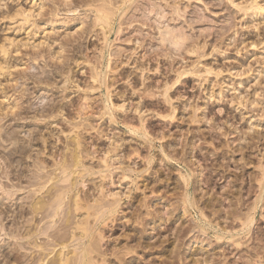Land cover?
Returning <instances> with one entry per match:
<instances>
[{
	"label": "rangeland",
	"instance_id": "374dc122",
	"mask_svg": "<svg viewBox=\"0 0 264 264\" xmlns=\"http://www.w3.org/2000/svg\"><path fill=\"white\" fill-rule=\"evenodd\" d=\"M49 1H51L50 2L51 8L55 9L53 7L54 0H49ZM55 1L56 2L59 1L58 2L59 4L63 2L61 3L63 4L61 7L62 10H60L58 13H56L55 11H54L55 13L51 12L52 14H49V12L47 14V12L45 11L46 13H44V15L45 14L47 15L44 17L45 19H43L42 18L43 15H40L38 13L40 12L39 7L41 5L40 3L41 1L39 0H0V66L3 67L0 68L2 70L5 68V70H3L4 74L2 73V76L0 75V226H1L0 227V264H21V263L24 264V262L25 264H34V260L36 258L41 259L40 257L42 255L41 252H43L44 250H45L44 251L45 254L43 252V256H42L43 259H41L40 262L41 264H56V263L61 264L62 263L60 262L61 261L60 259H62L61 257L63 258L67 257V260L64 259L65 261L62 259L64 264H73V263L79 264L84 260V259L81 260L82 259L81 249L83 248L85 241H86L87 249L89 248V250L91 249L96 251V252L92 251L93 253L91 255L89 253L90 257H92L91 260L95 259L94 262L93 261H92L93 263L90 262L88 260L90 259V257L88 256L87 259L88 261L86 262V264H90V263L96 264L95 262L97 261H98L97 263L100 264H194L190 257H189L190 259L182 258V257H185L186 253H188L189 255L195 250H197L195 254V258L196 257L199 259L202 258L201 260L205 259L204 264L206 263L207 264L208 263L209 264L212 263L213 264H246L247 263L246 261L250 260V258L253 260H257L258 257L260 256H263L264 258V218L262 217V215H264V202L263 204L261 203L260 205L261 207L257 212L258 223L256 225L257 221L255 222L254 224L255 226H253L255 228H253V230L251 231L250 236L248 237L245 236L246 233L244 234L243 232L244 236L240 235L235 237L236 239H239V237L242 236L241 238L247 243L245 244L246 248L244 246V248L237 249L235 245L232 246V243H230L229 241L230 239L228 238L230 235L228 234L224 236L223 239L224 242L217 240L216 237L213 236L214 232H216L215 230L214 231L209 230L207 234L203 235V232L198 229L197 227L198 225L196 222L198 221V218L199 219L202 218L200 211L202 210L203 212H205L207 219L210 220L212 224L213 222L214 223L217 222L220 225V226L218 225L220 229L224 228L222 230L237 233L241 231L243 227L241 226V222H240L241 220L237 221V218L235 217L236 218L235 219L234 216H237V214H239L240 216H242V214L246 215L249 212V210H247L248 206L253 205L252 203L255 201L256 196L259 193L258 191L259 187L258 186L256 187L257 184L255 183V181H253L255 177L252 179L251 176L253 175L255 176L256 174H258L259 170L257 166L258 163L260 162V159L262 158V155H264L263 143L254 145L253 146L254 149L251 151L249 150L247 151L246 149H244L243 150L244 153L242 154L241 152L236 151L240 149L239 144L241 143L238 139H236L238 138V133L237 134L235 133L233 135L230 134L231 135L230 137L229 136L223 137V135H221L220 132H223V130L226 129L233 132V129L235 127H239L240 131L241 130L247 131L250 124L255 123L256 124L255 127L257 126V124L260 125V127L256 129H258L261 134H264V83L260 87L258 86V81L260 80L262 71L264 69V10L252 16L244 14L246 9L249 12H252L254 11L251 10L252 8L255 7L264 8V0H235V4H231L230 1L228 0H183V5H184L183 7H186L187 12H197L209 17V20H203L205 21L204 24L201 25L195 24L194 28L191 31L193 32V34L197 35L196 38H200L202 45L204 44V41L202 40V36L204 37V39H206V42L208 43V46L206 47V52L208 53V55L202 59V63L198 66L199 70L201 71L199 76L203 75L204 78L199 76L198 77L188 76L186 80L187 84L181 85L182 84L181 82H183L181 81L178 85L175 86V89L178 88V90L175 92L174 91L171 92L173 95V102L175 107V111H174L175 115H173L174 119L169 117L170 114L172 115V112L168 107V105L165 106V103L162 100L163 89L156 88V85L163 87L166 81H174L175 79V73H168L167 75H164L162 72L160 73L159 71L156 70L157 65L159 70L162 68H166V69L168 68L169 61L166 58L159 57L158 58L159 63L158 61L154 62L152 66L153 69L146 75L147 79H143L144 77L141 78V76L139 77L138 74L132 75V77L130 76L129 78V76L127 75L132 74L134 72L133 71L134 69H132V67H128L125 65L119 67L118 70V73H120L119 75L122 76L123 81L121 80V76H116L117 79L118 77H120L119 78L120 82H119L117 79H114L115 77L113 78L110 76L111 78H109L108 75L107 77L108 80L106 79L107 85H109V83L110 84L111 83L114 84V82L116 83L114 84V86L112 85V87H110L109 85L111 95L114 94L113 104L116 106L117 104L121 106L123 103L128 105L129 102L130 103L132 102V104L135 103L136 105L137 103H139L141 94L142 95L146 94L147 97V93L149 91L145 93L143 89L144 86H142L141 83L144 80L146 81L147 86L152 85V89L157 91V93H155L157 100L155 98L152 101L150 100V98L148 99H146V97H144L145 99L141 98V100L144 102L143 118L145 117V124L146 126H148L150 132L149 137L153 140V143L155 145L152 151H149L148 147L146 148V144L145 142H143L145 138L135 133L137 132V129L139 130L141 128V126H140V122H138L139 118L137 117L138 114L136 115L137 112L135 111L136 108H134V106L131 107L130 105V108L132 109L128 108L127 109L128 111H125L126 109L123 110L125 111V113L123 111H118V112L117 110L116 112L113 111V114L115 113L114 114L115 116L114 115L113 116L116 119H114L113 116L112 118H110L109 114L106 115L107 117L104 115L105 114L104 111L106 108L105 96H106V92L108 91L106 89L107 86L98 88L100 84L97 85V83H94L93 80H91L90 65L88 64L86 65L85 61H84V65L82 64L83 60H85V58L87 57L88 59L90 57L89 60H94L97 53H99V51H97V47L101 48L102 46H105L104 41L102 39L103 36L102 35H101L102 37L97 36L102 32L99 33V31L96 30L95 31L96 33L95 32L91 33L89 34V36L84 35V38L80 39L76 32L79 28L77 26L78 24L72 25L71 33L75 35L73 38H71V40L72 41L74 40L73 41L74 45L76 46L81 44L84 45L83 47H87L88 49L84 51L82 56L77 54L78 55L76 56L77 58L75 57V59L73 60L74 63L71 61H70L71 63L70 62L68 63L69 65L71 64V68H72L71 69L72 71L70 70V72L68 70L69 69L68 66H67L68 69L63 67H62L63 69H61V66H64L63 63L55 60H51V58L47 56V53L45 51L47 50V47L45 49V47L41 45L42 47L40 48V50L38 48H37L38 50L37 49L32 50V45H33L32 43L40 44L41 41L45 42V40L47 44L44 46H47L49 44L52 45L53 42L55 41L54 42L55 46L53 47L59 50V48L65 44V41H68L69 40L68 38H70L68 37L67 26L65 27L64 22L65 21L68 22L71 17H83L85 16L84 13L87 12H88L87 14L92 13L89 11L86 12V10H88L87 8L80 7L81 0H69L76 2V4L80 5L77 8V11L74 13L67 11L70 7L69 6L65 7L64 4H66V2H64V0H55ZM37 10L39 11L37 12ZM29 13L32 15H30ZM16 14L19 15L17 16ZM24 15L32 16L29 18L28 22L32 25L33 23L31 22L38 21L39 26L45 28L46 32L45 31L42 32L39 30V33L35 34L36 32L34 31L36 29L34 30L35 28L34 24L32 26L29 25L28 22L27 23L29 26L28 25L26 26L27 23L21 24L22 22L24 23V21L23 19L20 18H24L25 17ZM226 17L227 18L232 17L233 25L229 32L221 36L216 32V30L218 31L219 29L222 28V25L224 26V19H226ZM50 24L56 25L57 26L56 29H54L55 27H52ZM205 25L214 26V30L211 31L212 35L210 37H207L206 33H203L202 36L200 37L201 30L204 29ZM22 27L25 28L22 29ZM28 27H30V29ZM144 31L145 33L150 32V30H148L146 27H144ZM45 38H51V39H48L47 41V39ZM77 38L78 41L75 40ZM225 38H228V40L223 43V40ZM11 40H12V45H11ZM29 40L31 42L32 41L34 42L30 43ZM113 40L116 41L115 38ZM26 41L29 42L27 43ZM258 41H262V44H260L259 46L257 44ZM116 43L118 44L119 42L116 41ZM250 43H256V44L249 45ZM5 44L9 47H7ZM117 44L114 43V46H116ZM132 45L133 43H130L129 47H131ZM16 46H18L20 49L16 48ZM135 47H137V45ZM156 47L157 46H154V48ZM5 49L6 51H4L5 52L4 53L3 50ZM34 51L37 52L38 54H41L39 57H37V60L34 59V57H36L35 55H33ZM140 51L141 49H139V52ZM150 52H152V48ZM150 52H148V54H151ZM212 52L213 54H210ZM144 54L145 52H143L142 55ZM64 55L67 58L70 55H71L70 57L75 56V55L73 56V53L71 54V52H65ZM184 56H186V60H183ZM195 58L196 55L188 54L186 50L173 53V59H175L176 62H178L177 64H175L176 69L183 70V68L187 66V64H189L190 62H193ZM223 65L227 67L228 70L230 69V71H225L218 78L215 77L214 72L212 74H206L203 71L208 67H212L214 71H223L225 70V68H223ZM8 67H11V69L10 68L8 69ZM55 68L57 70H54ZM64 69L65 71L67 69V71L65 72ZM61 71L63 72L62 75L59 74L61 73ZM1 72L2 71L0 70V74ZM41 74L44 75V77L41 76ZM46 76L50 77V80L47 81L49 84H46L47 82L34 83L35 79L37 80L39 78L38 80L41 79L43 80ZM125 77L126 78L128 77L129 80L126 79ZM138 77L141 80L138 79ZM112 79H114V82ZM240 81L242 82V84L239 83ZM92 83H94L96 86ZM236 83L239 86H236L235 85ZM91 85L93 86V88H91ZM132 85H134L135 87ZM235 87H238V89H236ZM131 88L132 89L135 88L134 91L131 90ZM205 88H207L206 91ZM220 88L223 90L224 96L220 95V91H222L220 90ZM136 90H138V92ZM212 90H214L215 94L217 93V99L209 100L208 97L211 96ZM132 92L138 94L136 95L133 94ZM118 96L120 97L118 98ZM157 96L158 97L161 96V98H158ZM86 98H87L86 100L87 102L85 101ZM249 98L251 99V101L261 102V105L259 106L256 104L249 105V103L246 105V102L242 105L237 104V101L241 102L242 99H244V101H247L249 100ZM147 102L148 103L150 102L151 104L150 103L148 104ZM152 102L155 103L156 109L154 108V103ZM158 102L160 105L156 104ZM63 103L64 104L66 103L65 106ZM206 103L208 105H205ZM83 104L85 105L83 106ZM51 106L52 107L55 106L56 109H55V114L50 113L51 114L50 115L46 111H50L52 109ZM78 106H80L81 109L85 108L84 110H86V111L84 110L82 111L81 116L79 115L80 109H78L79 108ZM97 106L99 108L101 106L103 107L99 109ZM88 107L90 108L89 110L87 109ZM150 107H152L153 109H150ZM20 108L21 110H19ZM29 108L30 109L32 108L31 111ZM47 113L49 114V116ZM39 117L42 121L39 119ZM81 117L85 120H82ZM92 117L95 119H93ZM110 120L114 122H110ZM228 120H229L228 122L229 124H225L227 123ZM84 122L85 125L82 126L81 124H83ZM75 123L76 124L78 123L79 129L76 128L77 125ZM110 124H112V126ZM92 126L95 128V131ZM91 127L93 128L92 131H91L92 129ZM132 128L136 131L131 132V130H133ZM98 129L100 131H98ZM113 131H115V134ZM100 132H102L103 135ZM132 133L133 134L135 133V136ZM105 136L107 137L104 139ZM115 137L117 138L119 137V138L117 139ZM136 137L138 138V140L136 139ZM77 138L81 140L82 145H79L80 143L78 142H80V140L77 142L78 140ZM114 138L117 140V141L115 140L116 144H118L117 142L119 141L121 142L119 144L122 146L125 140L127 144L125 143L126 145H123L124 147L122 146L123 148H121L122 150L119 151L120 153L119 152L116 153L119 155L116 154L114 155L113 160H116L117 157L119 156L117 160L119 159L122 160L121 161L122 163L121 162L119 163L120 165L122 164L123 168L127 166V170L130 171L128 169L130 167L132 171L133 169H135L136 171L139 172V174L138 172H136L137 173L136 175V173L135 172L133 173L132 171H130V173L132 172L133 174H130L129 172L126 173L124 172V176L126 174L129 178V179L127 178L124 179L121 176L123 175L122 173L123 171L122 172L120 170L117 171L119 164L116 162L118 161L115 162L116 165L114 162H112V164L114 163L113 166L114 167L116 166L117 169L112 167L110 168L109 172H105L106 168L105 166H103L104 163H101L100 160L103 162L102 159L104 158L105 155L103 154V151L104 153H106L107 151H109L107 149H111L110 148L111 146L113 147ZM122 138L124 141L122 140ZM130 144L131 146H133L132 148L133 150H131V152H130L131 149ZM136 144L138 146H135ZM77 145L80 146V149H82V151H83L82 146H84L85 147L84 150L86 149L88 153L86 155L84 154V156L81 155L82 156L81 157L79 153L82 154V151L78 149V147L76 148ZM227 145H229L230 147L227 148ZM245 145L246 144L243 143L244 147ZM75 148L77 150L76 153H78L81 158H79L78 154H76L77 157L79 159L84 160L83 163H85V166L91 169V172H89V169L85 167L81 162L82 160L79 161V164L81 162L80 166L81 167L83 166L82 167L83 169L85 167L84 170L86 172H83V174L85 175L87 172L88 174L90 173V175L86 174L84 178H80L82 176L79 177L77 176L79 174L78 172H81L80 174H82L83 169L77 167L79 169L78 170L76 168L77 164L75 159L78 160V158H76L75 155L74 156L75 159H74L73 155L75 153H72L75 150ZM92 148L94 149L96 148L97 152H99L100 150L101 151L99 153L95 151L96 155L93 152V156L95 155L93 157L91 154L92 151H94V149L92 150ZM135 148L137 149L140 148V155H135L134 152ZM89 149L91 151H89ZM232 149L236 151V153L233 155L231 154V152L233 151ZM123 151H125L126 154L125 152L123 153ZM164 153H167V155H169L170 160H168L167 157H163ZM88 154H90L89 155L90 159L88 158L87 160ZM101 154L102 156H100ZM128 155L129 157L130 156L131 157L130 158L127 157ZM247 155H251V157L254 160L253 164H250L248 162ZM67 156H68V161L66 160ZM98 157H99V161H98ZM100 157L103 158L100 159ZM150 157H152L153 161L152 164L148 165L149 163L147 159ZM74 160H75V164L73 163ZM60 161L62 165L64 164L66 165V169L68 168L69 170V168L71 167V170L78 171L77 175L72 174V176L71 175L69 176L70 174L69 172H67L68 174L67 173L62 174L59 169V167L61 168ZM262 161L264 162V159H262ZM54 162L58 164L56 165V163ZM69 162H71V164ZM72 163L76 166L72 165ZM69 164L75 168H73L72 166L68 167ZM100 164H102L104 168ZM99 165L102 167L101 169H99L100 168ZM57 166L59 167L57 168ZM52 167H54L55 172L54 170L51 171V169H53ZM64 167L65 166L61 168L63 172L64 170H66ZM55 168H57L58 171ZM86 168L88 171L86 170ZM197 168L200 170H198ZM113 169L115 171H113ZM92 170H95V172ZM98 170L101 171V174L103 171L104 174L109 173L108 177H110L111 175L115 176V174L117 173L116 174L117 177L113 176L112 180L110 177V179H108L109 180L108 182V180L106 181L102 179L103 177H105L104 174L102 176H99L100 173H98L99 172ZM189 170H191L190 172L192 173V176L194 175L192 177V180H194L195 183L194 186L196 187L195 188L196 199L200 210L196 209L194 214L188 213L185 215V208L182 205L183 204L182 202H184V200L182 201L181 198L184 199L183 195L185 196L187 190H185L186 188H184V184L181 181L182 179L181 177L182 175H185ZM199 171H202L200 177L198 175V173H200ZM96 172L98 175L96 174L97 175L96 176L94 174L93 176V173ZM111 172L113 174H111ZM128 174H130L131 178L129 177ZM44 175L46 176V178L44 177ZM37 176L39 177L38 180H37ZM42 176L43 178H41ZM118 176L121 178H119ZM47 177L49 178L53 177V178L49 180V178ZM108 177H106V179ZM54 178H56V180H54ZM64 178L66 180H64ZM122 178L125 181L124 180L121 181ZM33 179H36L37 181ZM43 179L45 180L48 179L49 181L47 180L45 182ZM119 179L122 182V184L120 183ZM130 179L132 180L136 179V181L131 182L132 180ZM58 181L60 182V184ZM72 181L74 182L72 183ZM113 181L116 183L113 186H111V184L114 183ZM37 182L38 184H36ZM104 182H106V184L109 185V186L106 185L108 186V188L106 186H103L105 185ZM42 183H44V185ZM45 183L47 184V186ZM52 183H56V185ZM250 183L252 184L249 185ZM33 184L34 186H32ZM57 184L63 187L60 188V186L59 185L57 186ZM71 185L73 186V188L71 187ZM64 186L65 189H62L64 188ZM98 186H100L101 188L103 186V193L106 195L108 191H106L105 189L106 192H104L105 187L108 190H110L111 193L113 194L118 192H120L121 195L123 194L124 199L121 202L122 208L118 212L119 214L116 213L119 216L116 215L115 213L111 214V216L113 215L112 218L116 217V220L114 218L115 220L114 223H111L114 220L110 217V214L106 216L107 215L105 214L106 212L104 213V211L107 210L104 211L100 210L102 211V214L105 215H102L101 212L99 214V209H102L103 207L104 209H106V207H105V202L102 204L103 201L102 199L103 194L101 193L102 189ZM251 186H253V192L255 190L256 191L252 194L251 193L248 194V192H251L249 191L251 190L250 188ZM58 188H60L59 191L62 192H59L57 190ZM130 191L133 194L134 198L131 196L126 197L128 196V192ZM54 193L60 195L56 197L57 194L54 195ZM74 193L76 194L77 197L74 196L75 195ZM106 195H104L103 198L104 197L106 198ZM110 195L112 194H109L108 196ZM53 196H55V198H53ZM162 196L164 198L166 197L165 199L167 200H166V205L161 204L160 209L163 210V212H167L169 209L173 211L177 208V211L174 213V217L178 219V221L175 220L172 223L166 224L165 226L163 225L161 228H158L157 231L155 232L153 230H150V227H148L147 236L143 237L142 236L143 230L140 228L141 226L138 225L137 219L134 218L137 216L139 212L146 214V209L141 207L143 206L144 201L149 204L156 203L158 198ZM63 197L64 199H62ZM240 197L241 199H239ZM105 198L104 201H106L107 204L110 198L108 197L109 198L108 200L107 198L106 199ZM97 199L102 200L100 201L101 204ZM237 200L242 201L241 204ZM41 201H44L46 203L49 202L47 203L46 206H45L46 203L42 202L43 204L42 212L40 211L41 209L40 207L42 206ZM58 201L61 202L60 204L61 207L58 209V210L61 209L60 212L58 211L59 213L55 211V209H57L56 204L57 205L59 204ZM81 201L83 205L81 204ZM109 201L111 202V200ZM76 202L78 204L75 206ZM238 203L240 204V206L238 205ZM38 204H41L39 205L40 207H38ZM211 204H214L215 207L213 205L212 207ZM36 205L38 208L36 207ZM50 205H52L53 207H50ZM78 205H81V207ZM170 205L171 207H169ZM72 206L74 207L72 208ZM251 206H249V208ZM31 207L34 208L35 210L32 209ZM48 207L50 209H48ZM78 207H80L81 209ZM82 207L84 209H82ZM62 208L64 209V211ZM70 208L72 209L71 212H69ZM211 208L213 211L211 210ZM36 209H39V212L37 210L38 213L35 212ZM73 209L75 210L74 212L75 214H73L74 211ZM77 209L81 210L80 211L81 215L78 214L79 212ZM139 209L140 211H138ZM50 210L52 211V213L48 212ZM89 210L92 213L86 212ZM231 211H233L232 214L234 215L230 213ZM236 211L239 213H236ZM135 212L136 215L134 216ZM43 214L44 216H42ZM45 214L47 216L53 215L54 217L52 216V218H50V216L47 217ZM230 214L233 216L231 217L234 218L235 221H233L231 217H228L230 216ZM73 215L74 217L75 216L77 217L74 218ZM89 215H91V217ZM100 215L104 218L102 219ZM117 216L119 218L118 220H117ZM42 217L43 219H41ZM98 217L100 218L99 220H97ZM109 217H110V221H108ZM36 219L38 220L37 221L38 223H36ZM80 219L82 220L80 221ZM106 219H107L106 222L107 224L105 225L103 221L104 220L106 221ZM35 223L37 224V226L35 225ZM149 223H154V222H149ZM27 224L29 227L27 226ZM76 224L78 225L77 226L78 228L75 227ZM87 226H88V230L89 228H91L89 234H87L89 239H86L87 237L85 234ZM114 226L117 228H114ZM225 227L228 229H226ZM57 229L59 232L57 231ZM179 229L180 231L184 230L182 232L183 235L181 234L184 240L181 239L182 237H180V234L178 232ZM189 229L191 230L192 233L185 232L188 231ZM82 230H85L84 233ZM69 232L71 233L69 234ZM90 234H92L93 236ZM78 236L82 237V240L84 241L83 242L80 241L79 240L80 237ZM83 236L85 237V239ZM90 239H92L93 241L92 240L90 241ZM94 239L95 240L98 239V241L97 240L94 241ZM96 242L97 245L95 244ZM40 246H42V248ZM43 248L45 249L42 250ZM96 248H98V250ZM166 248H169V250H171V253L166 252L165 251ZM202 248H204L205 250L203 251ZM206 251H210L211 254L210 256H212L211 261L210 260L206 261L207 255L204 254L206 253ZM58 254L60 255V257ZM170 254L171 256H173V260L169 258ZM176 254H178V256ZM79 255L80 258H78ZM51 260L54 261L52 262ZM58 260L60 263L55 262ZM37 261L35 262V264L39 263Z\"/></svg>",
	"mask_w": 264,
	"mask_h": 264
},
{
	"label": "bare ground",
	"instance_id": "6f19581e",
	"mask_svg": "<svg viewBox=\"0 0 264 264\" xmlns=\"http://www.w3.org/2000/svg\"><path fill=\"white\" fill-rule=\"evenodd\" d=\"M39 1H41L40 3H41V5H40V7H39V9H40V12H38L39 10H37V12L40 14V15H43V19H45L44 17L48 14V12H49V14H52L51 12H56V13H58L60 10H62L61 9V7H62V5L63 4H61V3H63V2H61L60 4L58 3V2H56L55 0V2L53 1V4H54V8L55 9H53V8H51V4H50V2L51 1H49V0H39ZM228 1H230V3L231 4H235V0H228ZM64 2H66V4H64L65 5V7H67V6H69L70 8L67 10L68 12H76L77 11V8L80 6V5H78V4H76V2H73V1H69V0H64ZM80 4H81V8H87L88 10H86V12L87 11H89V12H92V13H90V14H87V13H84V15L85 16H83V17H71L70 19H69V21L67 22V21H65L64 22V24H65V27L67 26V34H68V37H70V38H68L67 36V38L69 39L68 41H65V44L64 45H62L60 48H59V50H57V49H55L53 46H55V44H54V42H53V44L52 45H47V46H44V45H46L47 43H46V40H45V42H40V44L38 43V44H36V43H32V42H34V41H30V40H32V39H30L29 41H30V43H32L33 45H32V50L34 49H39L40 50V48L42 47L41 45H43V47H45V49H46V47H47V50H45L46 51V53H47V56L49 57V58H51V60H55V61H58V62H61V63H63V65L64 66H66V67H64V66H61V69H63V68H67V66L69 67V72H70V70L72 69L71 68V64L69 65L68 63L71 61V62H73V60L75 59V57L76 56H78L77 54H79V55H83V53H84V51L85 50H87L88 48L87 47H83L84 45H81V44H79V45H74V43H73V41L71 40V38H73L74 37V35L75 34H73V33H71V30H72V25H75V24H78L77 26L79 27L78 28V30L76 31L77 32V34H78V36H79V38L81 39V38H84V35H88L89 36V34H91V33H94L96 30L97 31H99V33L100 32H102L101 34H98L97 36L98 37H100L101 35L103 36V41H104V44H105V46H102L101 48H98L97 47V51H99V53H97V55L95 56V58H94V60H89L90 59V57H89V59H88V57L87 58H85V60H83L82 58V60H83V62H82V64L84 65V61H85V64L87 65H90V67H91V80H93V82L94 83H97V85H99V87L98 88H102V87H104V86H107V92H106V108H105V111H104V115L106 116V115H110L109 117L110 118H112V116L115 114H113V111H115L116 112V110H117V112L118 111H123V110H125V111H128L127 109L129 108V109H132V108H130V105H131V107H133L134 106V108H136V115L138 114V122H140V126H141V128L138 130L137 129V132H135L137 135L139 134L141 137L143 136L145 139H144V141L143 142H145V144H146V148L148 147L149 148V151H152V149H154V147H155V145H154V143H153V140L149 137V134H150V132H149V128H148V126H146V124H145V117L143 118V112H144V102L141 100V98H144V97H146V94H144V95H142L141 94V98L139 99V103H137L136 105H135V103H133L132 104V102L130 103L129 102V104L127 105V104H122L121 106H119V104H117V106L116 105H114L113 103V100H114V98H113V95H111V92H110V87H112V85L114 86V84H116L115 82H114V79H117L116 78V76H121V75H119L120 73H118V70H119V67H121V66H123V65H125V66H128V67H132V69H134L133 71V73L132 74H130V75H127V76H129V78H130V76L132 77V75H139V77L141 76V78H143V79H147V77H146V75L153 69L152 68V66H153V64H154V62H157L158 61V63H159V57H164V58H166L168 61H169V64H168V68L166 69V68H162V69H160L159 70V68H158V65L156 66L157 67V71H159L160 73L162 72L164 75H167L168 73H175V79H174V81H166L165 82V84H164V86L163 87H160V86H157L156 85V88H162L163 89V92H162V97H163V102L165 103V106H167L168 105V107L170 108V110H171V112H172V115L170 114V116L169 117H171L172 119H174V116L173 115H175V107H174V102H173V95H172V93L171 92H175V91H177L178 90V88L177 89H175V86L176 85H178L181 81H183V82H181L182 84L181 85H184V84H187L186 83V80H187V78H188V76H199V74L201 73V71L199 70V68H198V66L202 63V59L203 58H205L207 55H208V53L206 52V47L208 46V43L206 42V39H204V37L202 36V34L203 33H206L207 35V37H210L211 35H212V33H211V31L212 30H214V26H211V25H205V27H204V29H202L201 30V35H200V37L202 36V40L204 41V44L202 45L201 43V41H200V38H196V36L197 35H195V34H193V32H191L192 31V29L194 28V25L196 24H204L205 23V21H203V20H209V17H207L206 15H202L201 13H197V12H187V10H186V7H183L184 5H183V0H81L80 1ZM38 5V4H37ZM56 6H58V7H56ZM46 9V10H45ZM251 10H254V11H252V12H249L247 9L245 10V12H244V14L245 15H249V16H252V15H254V14H258L260 11H263L264 10V8L263 7H255V8H252ZM44 11V12H43ZM47 12V14H45L44 15V13H46ZM54 12V13H55ZM21 13V12H20ZM19 13V14H20ZM24 13V12H23ZM18 14V15H19ZM30 14V13H29ZM32 14H33V11H32ZM32 14H30V15H32ZM38 14V15H39ZM93 14V15H92ZM17 15V14H16ZM17 15V16H18ZM30 15H27V16H25L24 18H20V19H23V21H24V23L22 22V20H21V24H26L28 21H29V18L30 17H32V16H30ZM11 16V15H10ZM17 16H15V17H17ZM50 16V15H49ZM82 16V15H81ZM21 17V16H20ZM34 18H35V16H34ZM54 18V17H53ZM59 19V18H58ZM31 20V19H30ZM19 21V20H18ZM32 21V20H31ZM40 21V20H39ZM46 21H47V19H46ZM20 22V21H19ZM57 22H58V20H57ZM56 22V23H57ZM61 22V21H60ZM233 21H232V17H226V19H224V26L222 25V28L221 29H219L218 31L216 30V32L218 33V34H220L221 36L222 35H224L225 33H227V32H229L230 30H231V28H232V25H233V23H232ZM29 23V22H28ZM28 23L26 24V26L28 25ZM31 23H33L34 25H35V28H34V32H36L35 34H37V33H39V30L40 31H45V28H42V27H40L39 26V24H38V21H35V22H31ZM50 23V22H49ZM62 23V22H61ZM20 24V25H21ZM32 24V25H33ZM63 24V25H64ZM29 25H31L30 23H29ZM28 25V26H29ZM31 25V26H32ZM52 27H55L54 29H56V25H54V24H50ZM22 26V25H21ZM144 27H146L148 30H150V32H148V33H145V31H144ZM234 27V26H233ZM23 28H25V27H22V29ZM29 29H30V27H28ZM28 28H27V30H28ZM21 29V30H22ZM46 32V31H45ZM33 33V32H32ZM55 33V32H54ZM96 33V32H95ZM98 33V32H97ZM150 33V34H149ZM76 34V35H77ZM50 35V34H49ZM48 35V36H49ZM36 36V35H35ZM34 36V37H35ZM101 36V37H102ZM231 36V35H230ZM229 36V37H230ZM10 38V37H9ZM76 38V37H75ZM86 38H88V37H86ZM115 38V40L116 41H118L119 43L117 44L116 43V41H114L113 39ZM45 39H47V41H48V39H51V38H45ZM57 39V38H56ZM75 40H77L78 41V38L77 39H75ZM228 40V38H225L224 40H223V43L224 42H226ZM9 41V40H8ZM15 41V40H14ZM13 41V42H14ZM28 41V42H29ZM76 41V42H77ZM27 42V41H26ZM27 42V43H28ZM51 42V41H50ZM15 43V42H14ZM61 43H63V42H61ZM114 43L115 44H117L116 46H114ZM128 43V44H127ZM130 43H133V45L131 46V47H129V45H130ZM242 43V42H241ZM23 44V43H22ZM36 44V45H35ZM253 44H256V43H250L249 45H253ZM258 46L260 45V44H262V41H258ZM6 45V44H5ZM11 45H12V40H11ZM16 45H18V44H16ZM25 45V44H24ZM30 45V44H29ZM61 45V44H60ZM128 45V46H127ZM137 45V47H135ZM237 45V44H236ZM239 45V44H238ZM7 46V45H6ZM15 46V45H14ZM86 46V45H85ZM97 46V45H96ZM154 46H157L156 48H154ZM7 47H9V46H7ZM29 47V46H28ZM4 48H5V46H4ZM16 48H19L18 46H16ZM24 48H26V47H24ZM96 48V47H95ZM151 48H152V52H150V50H151ZM160 48V49H159ZM20 49V48H19ZM22 49V48H21ZM37 49V50H38ZM139 49H141V51L139 52ZM184 50H186L187 52H188V54H193V55H196V58H195V60H193V62H190L189 64H187V66H185L184 68H183V70H181V69H176V65L175 64H177L178 62H176V60L175 59H173V53L174 52H179V51H184ZM4 51H6V49L5 50H3V52ZM45 51H43V52H45ZM96 51V50H95ZM16 52H18V51H16ZM42 52V53H43ZM65 52H71V54L73 53V56L74 57H70V56H68V58L67 57H65ZM143 52H145V54L144 55H142L143 54ZM148 52H150L151 54H148ZM5 53V52H4ZM126 53V54H125ZM27 54H29V53H27ZM32 54V53H31ZM210 54H213V52L212 53H210ZM6 55H7V52H6ZM33 55H35L36 57H34V59H36L37 60V57H39L41 54H38L37 52H35L34 51V53H33ZM46 55V54H45ZM84 56H85V54H84ZM126 57V58H125ZM44 58V57H43ZM77 58V57H76ZM79 58V57H78ZM124 58H125V60H124ZM226 58H227V56H226ZM39 59V58H38ZM41 59V58H40ZM63 59H65V60H63ZM35 60V61H36ZM183 60H186V56H184V58H183ZM32 62V61H31ZM70 62V63H71ZM76 62V61H75ZM55 63V62H54ZM74 63V62H73ZM77 63H79V62H77ZM81 64V63H80ZM78 65V64H77ZM56 66V65H55ZM54 66V67H55ZM1 67V66H0ZM63 67V68H62ZM85 67V66H84ZM89 67V66H88ZM1 68H3V67H1ZM0 68V70L2 71L1 72V76H2V73L4 74V71L3 70H5V68L2 70ZM11 69V67H8V69ZM223 68H225V70H223V71H214V69L212 68V67H208V68H206V69H204L203 71L206 73V74H212L213 72H214V74H215V77L216 78H218L221 74H223L225 71H230V69L228 70L227 69V67H225L224 65H223ZM7 69V68H6ZM31 69V68H30ZM67 69H66V71H67ZM54 70H57L56 68L54 69ZM123 70V69H122ZM155 70V69H154ZM216 70V69H215ZM63 71V70H62ZM61 71V73H59V74H61L62 75V73L65 71V69H64V71L62 72ZM65 71V72H66ZM72 71V70H71ZM52 72H53V70H52ZM64 72V73H65ZM120 72V71H119ZM27 73V72H26ZM130 73H131V71H130ZM44 74H45V72H44ZM49 74V73H48ZM53 74V73H52ZM116 74H118V75H116ZM129 74V73H128ZM6 75V74H5ZM47 75V74H46ZM65 75V74H64ZM71 75H74V74H71ZM108 75H109V78H111V77H115L114 79H112L113 80V82H114V84H110L109 82V85H110V87H109V85H107V77H108ZM162 75V74H161ZM8 76V75H7ZM36 76V75H35ZM41 76H43L44 77V75H42L41 74ZM111 76V77H110ZM26 77V76H25ZM30 77V76H29ZM42 77V78H43ZM68 77V76H67ZM138 77V79H140ZM199 77H203L204 78V76L203 75H200ZM9 78V77H8ZM34 78V77H33ZM72 78H73V76H72ZM71 78V79H72ZM120 77H118V81L120 80L119 79ZM126 78V77H125ZM166 78V77H165ZM30 79H32V78H30ZM35 79V78H34ZM39 79V78H38ZM36 80L35 79V81H34V83H46L48 80H50V77L49 76H46L43 80L41 79V80ZM107 79V80H106ZM126 79H128V77L126 78ZM132 79V78H131ZM134 79H135V77H134ZM142 79V80H143ZM9 80V79H8ZM53 80H54V78H53ZM70 80V79H69ZM121 80H122V76H121ZM129 80V79H128ZM141 80V79H140ZM90 81V80H89ZM110 81V80H109ZM123 81V80H122ZM125 81H127V80H125ZM132 81V80H131ZM135 81V80H134ZM51 82V81H50ZM72 82H73V80H72ZM76 82V81H75ZM120 82V81H119ZM118 82V83H119ZM68 83H70V82H68ZM94 83H92V84H94ZM142 83V86H144L143 87V89H144V91H145V93L146 92H148L147 93V97H146V99H148V98H150V100L152 101V100H154V98L157 100V98H156V94L155 93H157V91H155L154 89H152V85H150V86H147V83H146V81L144 80V81H142L141 82ZM240 84H242V82L240 81L239 82ZM264 83V69H263V71H262V75H261V77H260V80L258 81V86L260 87L262 84ZM46 84H49L48 82L46 83ZM150 84V83H149ZM148 84V85H149ZM163 84V83H162ZM78 85V84H77ZM95 85V84H94ZM131 85V84H130ZM236 86H239L237 83L235 84ZM89 86V85H88ZM96 86V85H95ZM132 86H134V85H132ZM154 86V85H153ZM80 87V86H79ZM135 87V86H134ZM220 87V86H219ZM228 87V86H227ZM89 88V87H88ZM91 88H93V86L91 85ZM109 88V89H108ZM153 88H155V87H153ZM236 89H238V87H235ZM46 89V88H45ZM90 89V88H89ZM105 89V90H106ZM135 89V88H134ZM134 89H132L131 88V90H133L134 91ZM142 89V90H143ZM175 89V90H174ZM37 90V89H36ZM50 90V89H49ZM61 90V89H60ZM94 90V89H93ZM151 90V91H150ZM207 90V88H205V91ZM220 90H222L221 88H220ZM59 91V90H58ZM115 91V90H114ZM137 92H138V90H136ZM140 92V91H139ZM152 92V93H151ZM117 93V92H116ZM130 93V92H129ZM133 93V92H132ZM143 93V92H142ZM133 94H136V93H133ZM138 94V93H137ZM136 94V95H137ZM220 95H222V96H224V92H223V90L222 91H220ZM116 96V95H115ZM122 96V95H121ZM129 96V95H128ZM134 96V95H133ZM143 96V97H142ZM120 96H118V98H119ZM158 97V96H157ZM207 97V96H206ZM219 97V96H218ZM221 97V96H220ZM158 98H161V96H159ZM209 98V100L210 99H217V93L215 94V92H214V90H212V94H211V96L210 97H208ZM124 99H126V98H124ZM130 99V98H129ZM145 99V98H144ZM143 99V100H144ZM237 99V98H236ZM59 100V99H58ZM64 100H65V98H64ZM87 100V98L85 99V101ZM91 100V99H90ZM89 100V101H90ZM141 100V101H140ZM159 100V99H158ZM125 101V100H124ZM63 102V101H62ZM69 102V101H68ZM74 102V101H73ZM87 102V101H86ZM92 102V101H91ZM100 102V101H99ZM126 102V101H125ZM246 102V105L249 103V105H253V104H256V105H261V102H255V101H251V99L249 98V100H247V101H244V99H242V101L241 102H238L237 101V104H240V105H242V104H244ZM67 103V102H66ZM65 103V104H66ZM148 103V102H147ZM150 103V102H149ZM148 103V104H149ZM152 103H154V102H152ZM209 103V102H208ZM56 104V103H55ZM58 104V103H57ZM64 104V103H63ZM65 104H64V106H65ZM89 104V103H88ZM151 104V103H150ZM156 104H159V102L158 103H156ZM14 105V104H13ZM81 105V104H80ZM85 104H83V106H84ZM100 105V104H99ZM160 105V104H159ZM205 105H208L207 103L205 104ZM21 106V105H20ZM56 106V105H55ZM52 107L51 106V110L50 111H46V112H48L49 114L51 113H54L55 114V109H56V107ZM63 106V107H64ZM94 106V105H93ZM148 106V105H147ZM147 106H146V108H147ZM151 106V105H150ZM158 106V105H157ZM16 107H17V105H16ZM47 107V106H46ZM58 107H61V106H58ZM79 108L78 109H80V113H79V115L81 116V114H82V111L85 109H81L80 108V106H78ZM82 107V106H81ZM98 107V106H97ZM103 106H101L100 108H102ZM12 108V107H11ZM22 108V107H21ZM21 108L19 109V110H21ZM25 108V107H24ZM35 108V107H34ZM99 108V107H98ZM99 108V109H100ZM133 108V109H134ZM154 108H155V103H154ZM186 108V107H185ZM206 108H207V106H206ZM23 109V108H22ZM30 109V108H29ZM32 109V108H31ZM31 109H30V111H31ZM45 109V108H44ZM49 109H50V107H49ZM59 109H61V108H59ZM88 110L90 109L89 107L87 108ZM150 109H153L152 107H150ZM156 109V108H155ZM18 110V109H17ZM76 110V109H75ZM141 110V111H140ZM148 110V109H147ZM166 110V109H165ZM170 110H168V111H170ZM12 111V110H11ZM29 111V110H28ZM34 111V110H33ZM59 111V110H58ZM57 111V112H58ZM84 111H86V110H84ZM92 111H94V110H92ZM125 111H123L124 113H125ZM132 111V110H131ZM20 112V111H19ZM36 112V111H35ZM56 112V113H57ZM60 112V111H59ZM77 112V111H76ZM101 112V111H100ZM41 113V112H40ZM39 113V114H40ZM45 113V112H44ZM47 113V114H48ZM98 113V112H97ZM133 113V112H132ZM146 113V112H145ZM174 113V114H173ZM27 114V113H26ZM46 114V113H45ZM49 114H48V116H49ZM50 114V115H51ZM64 114V113H63ZM91 114H93V113H91ZM90 114V115H91ZM117 114V113H116ZM121 114H123V113H121ZM12 115V114H11ZM17 115V114H16ZM73 115H75V114H73ZM87 115H89V114H87ZM95 115V114H94ZM23 116V115H22ZM29 116V115H28ZM79 116V117H80ZM101 116H103V115H101ZM115 116V115H114ZM113 116V117H114ZM17 117V116H16ZM40 117H41V115H40ZM40 117H39V119H40ZM46 117V116H45ZM79 117H78V119H79ZM107 117V116H106ZM118 117V116H117ZM130 117V116H129ZM71 118V117H70ZM82 118V117H81ZM84 118H86V117H84ZM93 118V117H92ZM99 118H101V117H99ZM104 118V117H103ZM109 118V119H110ZM127 118V117H126ZM163 118V117H162ZM170 118V119H171ZM16 119V118H15ZM65 119H66V117H65ZM89 119V118H88ZM88 119H86V120H88ZM93 119H95V118H93ZM107 119V118H106ZM114 119H116L115 117H114ZM122 119V118H121ZM165 119V118H164ZM167 119H169V118H167ZM229 119V118H228ZM41 120V119H40ZM39 120V121H40ZM58 120V119H57ZM73 120V119H72ZM74 120H75V118H74ZM82 120H85V119H83L82 118ZM90 120V119H89ZM112 120V119H111ZM110 120V122H114V121H111ZM123 120H124V118H123ZM128 120V119H127ZM35 121V120H34ZM42 121V120H41ZM94 121V120H93ZM117 121V120H116ZM115 121V122H116ZM121 121V120H120ZM47 122V121H46ZM86 122V121H85ZM85 122L83 123V124H81V123H79V124H81L82 126L83 125H85ZM137 122V123H138ZM229 122V120L227 121V123H225V124H229L228 123ZM72 123V122H71ZM93 123V122H92ZM76 124V123H75ZM113 124V123H112ZM112 124H110L111 126H112ZM115 124V123H114ZM133 124V123H132ZM74 125V124H73ZM77 125V127L76 128H78L79 129V127H78V123L76 124ZM88 125V124H87ZM90 125V124H89ZM124 125V124H123ZM131 125V124H130ZM255 123H251L250 124V126L248 127V129H247V131H243V130H241L240 131V129H239V127H235L234 129H233V132L232 131H229V130H223V132H220L221 133V135H223V137L225 136V137H227V136H231L230 134H237L238 133V138H236V139H238L241 143L239 144V147H240V149H238V150H236V151H238V152H241L242 154L244 153V149H246L247 151L249 150V151H251V150H253L254 148H253V146L254 145H257V144H259V143H263V145H264V134H261L260 133V131L258 130V129H256V128H259L260 127V125H258L257 124V126L255 127ZM81 126V127H82ZM116 126V125H115ZM127 126V125H126ZM137 126V125H136ZM93 127V126H92ZM91 127V128H92ZM129 127V126H128ZM87 128V127H86ZM90 128V127H89ZM94 128V127H93ZM93 128L91 129V131L93 130ZM229 128V127H228ZM128 129V128H127ZM130 129V128H129ZM133 129V128H132ZM136 129V128H135ZM87 130H89V129H87ZM86 130V131H87ZM222 130V129H221ZM94 131H95V128H94ZM97 131V130H96ZM98 131H100L99 129H98ZM101 131H103V130H101ZM116 131V130H115ZM115 131H113L114 132V134H115ZM118 131H119V129H118ZM133 131H136V130H131V132H133ZM153 131V130H152ZM105 132H106V130H105ZM105 132H104V134H105ZM110 132V131H109ZM108 132V133H109ZM230 132V133H229ZM97 133V132H96ZM100 133H102V132H100ZM126 133V132H125ZM135 133L133 134L134 136H135ZM80 134V133H79ZM111 134V133H110ZM102 135H103V133H102ZM107 135V134H106ZM112 135H113V133H112ZM164 135V134H163ZM110 136V135H109ZM123 136V135H122ZM107 136H105L104 137V139L106 138ZM112 138V137H111ZM115 138H117V137H115ZM114 138V141H113V147L111 146L110 148L111 149H107V150H109V151H105L106 153H104V151H103V154H105L104 155V158L102 159L101 157H100V159H102L103 160V162L100 160V162L101 163H104V165L103 166H105V172H109L110 171V168H116L117 169V167L115 166H113V164L116 162V161H118V162H116V163H118L119 164V166H118V169H117V171H123L122 173H123V175H121L124 179H129L128 178V176L125 174V176H124V172L126 173V172H129L130 173V171H132L131 169H130V167H129V165H128V169L130 170V171H128L127 170V166L125 167V168H123L122 167V164L120 165V163L119 162H121L122 160H117L118 158H119V156L117 157V159H116V157H115V159L116 160H113V157H114V155L117 153V152H119L120 150H122L121 148H123L124 146L123 145H126L127 143H126V140H125V142H124V144L121 146L119 143H121V142H117L118 144H116V139ZM119 138V137H118ZM117 138V139H118ZM120 138H121V136H120ZM147 138H148V141H147ZM36 139V138H35ZM78 139V138H77ZM76 139V140H77ZM101 139V138H100ZM136 139L138 140V138L136 137ZM152 141H151V140ZM39 140V139H38ZM80 139H78L77 140V142L79 141ZM116 140V141H115ZM120 140V139H119ZM122 140H123V138H122ZM146 140V141H145ZM35 141V140H34ZM121 141V140H120ZM124 141V140H123ZM37 142V141H36ZM139 142V141H138ZM248 142V143H247ZM33 143V142H32ZM78 143H80L79 145H82L81 144V140H80V142H78ZM78 143H76V144H78ZM126 143V144H125ZM132 143V142H131ZM243 143H245L246 145H245V147L243 146ZM112 144V143H111ZM128 144H129V142H128ZM227 144H228V142H227ZM234 144V143H233ZM87 145V144H86ZM95 146H97V145H95ZM130 146H131V144H130ZM135 146H138L137 144L135 145ZM140 146V145H139ZM145 146V145H144ZM74 147H75V145H74ZM73 147V148H74ZM78 147V149H80V146H76V148ZM83 147V151H82V149H80L81 151H82V154L81 153H79L80 154V156L81 155H83L84 156V154L86 155L87 153H88V151L85 149L84 150V146H82ZM94 147V146H93ZM141 147V146H140ZM226 147V146H225ZM230 146L229 145H227V148H229ZM76 148H75V152L73 151H71L72 153H75L74 155H73V158H74V156L76 155V154H78V153H76ZM128 148V147H127ZM133 148V146H131V149H130V147H129V149H130V152H131V150H133L132 149ZM144 148V147H143ZM234 148V147H233ZM94 148H92V150H93ZM101 149H102V147H101ZM125 149V148H124ZM145 149V148H144ZM237 149V148H236ZM68 150H70V149H68ZM80 150H79V152H80ZM98 150V149H97ZM128 150V149H127ZM233 151L231 152V154L233 155V154H235L236 153V151L234 150V149H232ZM85 151H86V153H85ZM89 151H91L90 149H89ZM96 148L94 149V151H92V156H93V152L95 153V155H96ZM99 151V150H98ZM101 151V150H100ZM99 151V152H100ZM126 151V150H125ZM125 151H123V153L125 152ZM231 151V150H230ZM70 152V153H71ZM84 152V153H83ZM99 152H97V153H99ZM134 152H135V155H140V148H135V150H134ZM70 153H69V155H70ZM90 153V152H89ZM120 153V152H119ZM171 153V152H170ZM79 154H78V157L79 158H81L80 156H79ZM125 154H126V152H125ZM193 154V153H192ZM89 155L90 154H88L87 156H85V157H87V160H88V158L90 159V157H89ZM94 155V156H95ZM98 155V154H97ZM116 155H119V154H116ZM131 155V154H130ZM133 155H134V153H133ZM132 155V156H133ZM226 155V154H225ZM91 156V157H92ZM93 156V157H94ZM100 156H102V154L100 155ZM193 156V155H192ZM248 156V162L250 163V164H253V158L251 157V155H247ZM77 157V155H76V158H78ZM84 157V158H85ZM122 157V156H121ZM125 157V156H124ZM127 157H129V155L127 156ZM131 157V156H130ZM129 157V158H130ZM163 157H167V159L168 160H170V157H169V155H167V153H164V156ZM60 158V157H59ZM63 158V157H62ZM65 158V157H64ZM78 158V160L77 159H75L76 160V164H77V166L76 165H74L75 164V160L73 161V163H72V165H74V166H76V168L78 167V168H80V169H83L80 165H81V162L83 163V161L84 160H82V159H79ZM83 158V159H84ZM97 158V157H96ZM111 158V159H110ZM172 158H173V156H172ZM193 158V157H192ZM93 159V158H92ZM91 159V160H92ZM122 159V158H121ZM262 159H264V155H262V158L260 159V162L258 163V166H257V168H258V174H256L255 176L253 175V176H251L252 177V179L255 177V179H253V181H255V183L257 184H255L254 182V184L256 185V187L258 186L259 188V193L257 194V192H256V194H257V196H256V199H255V201L252 203L253 205L251 206V205H249V206H251L250 208H249V206H248V208H247V210H249V212L245 215V214H242V216H240L239 214H237V216H234V218L236 217L237 218V221L238 220H241L240 222H241V226L243 227V229L241 230V231H239V232H237V233H234V232H228V231H224V230H222V229H224V228H222V229H220L219 228V223H214L213 222V224H215V225H213L212 224V222L210 221V220H208L207 219V217H206V215H205V212H203L202 210H200V208H199V206H198V202H197V199H196V191H195V183H194V180H192V177L194 176H192V173L190 172L191 170H189L185 175H182V179H181V181L183 182V184H184V188H186L185 190H187L186 191V193H185V196L183 195V197H184V199L183 198H181L182 199V201L184 200V202H182L183 204V206H184V208H185V215L186 214H188V213H195V211H196V209H199L200 211H201V217L202 218H198V221H196L197 222V227H198V229L200 230V231H202L203 232V235L204 234H207L208 233V231L209 230H212V231H216V232H214V237H216V239L217 240H219V241H222V242H224V236L226 235V234H228V235H230L228 238L230 239L229 241H230V243H232V246L233 245H235L236 246V248L237 249H241V248H244V246H245V248H246V245L245 244H247L241 237H239V239H236L235 237H237V236H240V235H243V232H244V234L246 233V235L245 236H250V233H251V231L253 230V228H255V227H253V226H255L254 224H255V222L258 220L257 219V212H258V210L260 209V205H261V203L263 204V202H264V162L262 161ZM66 160L68 161V156H67V158H66ZM80 160H82L81 162H80V164H79V161ZM97 160V159H96ZM148 160V165H150V164H152V161H153V159H152V157H150V158H148L147 159ZM194 160V159H193ZM64 161V160H63ZM62 161V162H63ZM98 161H99V157H98ZM127 161V160H126ZM78 162V163H77ZM112 162H114L113 164H112ZM125 162V161H124ZM167 162V161H166ZM39 163H41V162H39ZM54 163H56V162H54ZM60 163H61V161H60ZM66 163V162H65ZM70 164H71V162H69ZM116 163H115V165H116ZM122 163V162H121ZM129 163V162H128ZM136 163V162H135ZM183 163V162H182ZM187 163V162H186ZM58 163H56V165H57ZM64 164V163H63ZM68 165V167H70V166H72V165ZM79 164V165H78ZM60 165V164H59ZM83 165L85 166V163H83ZM101 166H102V164H100ZM99 165V166H100ZM196 165V164H195ZM54 166V165H53ZM63 166H65L64 168L66 169V165L64 164V165H62V163H61V168H63ZM100 166V168L99 169H101L102 167ZM132 166V165H131ZM135 166V165H134ZM134 166H133V168H134ZM184 166V165H183ZM182 166V167H183ZM40 167V166H39ZM59 166H57V168H58ZM73 167V166H72ZM85 167H87V166H85ZM85 167H84V169H85ZM91 167V166H90ZM93 167V166H92ZM47 168V167H46ZM53 169H51V171L52 170H54V167H52ZM57 168H55L57 171H58V169ZM60 167H59V169H60V171H61V173L62 174H64V173H67V172H69L70 174H69V176L71 175L72 176V174H76L77 175V172L78 171H76V170H71V167L69 168V170H68V168L66 169V170H64V172L62 171V169H61ZM73 168H75V167H73ZM72 168V169H73ZM77 168V169H78ZM88 168V167H87ZM87 168H86V170H87ZM97 168V167H96ZM104 168V167H103ZM185 168V167H184ZM40 169H42V168H40ZM83 169V170H84ZM89 169V168H88ZM198 169V168H197ZM79 170V169H78ZM82 170V174H80L81 172H78L79 174L77 175L78 177L79 176H82V177H80V178H84L85 176H86V174H88V172L84 175L83 174V172H86L85 170L83 171ZM97 170V169H96ZM102 170H104V169H102ZM198 170H200V169H198ZM202 170V169H201ZM50 171V172H51ZM56 171V172H57ZM88 171V170H87ZM92 171H94L95 172V170H92ZM99 171V170H98ZM97 171V172H98ZM113 171H115L114 169H113ZM112 171V172H113ZM116 171V172H117ZM54 172H55V170H54ZM89 172H91V169H89ZM97 172L96 173H93V176H94V174L96 175L97 174ZM111 172V174H113ZM133 173L135 172H138V171H136L135 169H133V171H132ZM130 173V174H133V173ZM193 172V171H192ZM200 173H198V175H199V177L201 176V172L202 171H199ZM59 173V172H58ZM98 173H100V175L99 176H102L103 174H104V171L102 172V174H101V171H99ZM121 173V174H122ZM51 174V173H50ZM53 174V173H52ZM68 174V173H67ZM106 174V175H105ZM104 174V176L105 177H103L102 179L103 180H108V179H110V177H111V180L113 179V176L114 175H111L110 177H108L109 175V173L107 174V173H105ZM117 174V173H116ZM116 174H115V176H116ZM118 174H120V173H118ZM130 174H128L129 175V177H130ZM138 174H139V172H138ZM225 174V173H224ZM38 175V174H37ZM41 175V174H40ZM54 175V174H53ZM59 175V174H58ZM73 175V176H74ZM84 175V176H83ZM88 175H90V173L88 174ZM87 175V176H88ZM98 175V174H97ZM96 175V176H97ZM136 175H137V173H136ZM135 175V176H136ZM48 176V175H47ZM55 176V175H54ZM53 176V177H54ZM68 176V177H69ZM76 176V177H77ZM91 176H92V173H91ZM114 176V177H115ZM134 176V175H133ZM33 177V176H32ZM44 177L46 178V176L44 175ZM52 177V178H53ZM56 177V176H55ZM106 177H108L107 179H106ZM117 177V176H116ZM119 177V176H118ZM222 177V176H221ZM34 178H35V176H34ZM38 176H37V180H38ZM41 178H43V176L41 177ZM47 178H49V177H47ZM52 178H49V180L50 179H52ZM70 178V177H69ZM73 178V177H72ZM119 178H121V177H119ZM121 179V181H123L124 179ZM131 178V177H130ZM77 179V178H76ZM200 179V178H199ZM250 179V178H249ZM33 180H35V181H37L36 179H33ZM45 182L48 180H45V179H43ZM42 180V181H43ZM48 180V181H49ZM54 180H56V178H54ZM62 180V179H61ZM60 180V181H61ZM64 180H66L65 178H64ZM84 180V179H83ZM130 180H132V179H130ZM34 181V182H35ZM52 181V180H51ZM116 181V180H115ZM118 181V180H117ZM119 181H120V179H119ZM120 181V183L122 184V182ZM125 181V180H124ZM136 181V179H133L131 182H135ZM201 181V180H200ZM251 181V180H250ZM40 182H41V180H40ZM59 182V181H58ZM74 181H72V183H73ZM83 182V181H82ZM81 182V183H82ZM85 182V181H84ZM103 182V181H102ZM108 182H109V180H108ZM114 182V181H113ZM112 182V183H113ZM31 183V182H30ZM49 183H51V182H49ZM64 183V182H63ZM66 183V182H65ZM105 183V185H103V183H102V185L103 186H106V185H108V184H106V182H104ZM116 182H114L113 184H111V183H109V184H111V186H113L114 184H115ZM32 184V183H31ZM36 184H38V182L36 183ZM43 185H44V183H42ZM46 184V183H45ZM52 184H54V185H56V183H52ZM59 184H60V182H59ZM59 184H57V186L59 185ZM71 184V183H70ZM252 183H250L249 185H251ZM253 184V185H254ZM39 185H40V183H39ZM61 185H62V183H61ZM65 185V184H64ZM69 185V184H68ZM81 185V184H80ZM32 186H34V184L32 185ZM46 186H47V184H46ZM56 186V187H57ZM60 186V185H59ZM78 186V185H77ZM101 186V185H100ZM100 186H98V187H100ZM103 186H102V194H100V195H102V199H103V201L102 200H98L99 201V203H100V201H102V204L105 202V207H106V209H104V207L102 208V209H99V214H100V212H101V214H102V211H100V210H107V211H104V213L105 214H107L106 216H108L109 214H110V217L112 218L113 217V215L111 216V214H113V213H118L119 211H120V209L122 208L121 207V205H122V201H123V199H124V197H123V194L121 195V193L120 192H118V193H111V191L110 190H108L107 188H108V186H106L105 188H104V192H106V191H108V193H109V191H110V193L109 194H112V195H110V196H108L109 194L107 193V195L106 194H104L103 193ZM52 187V186H51ZM61 187H63V186H60V188ZM68 187H70V186H68ZM71 187L73 188V186L71 185ZM182 187V186H181ZM33 188V187H32ZM46 188V187H45ZM44 188V189H45ZM54 188V187H53ZM60 188H58L57 190L59 191V189ZM71 188V189H72ZM99 188V189H100ZM251 188V190H249V191H251V192H248V194L249 193H254L253 192V186H251L250 187ZM50 189V188H49ZM62 189H65V186H64V188H62ZM69 189V188H68ZM105 189H106V191H105ZM249 189V188H248ZM42 190V189H41ZM52 190V189H51ZM53 190H55V189H53ZM56 190V191H57ZM184 190V189H183ZM32 191H34V190H32ZM39 191H40V189H39ZM47 191H48V189H47ZM99 191H101V190H99ZM52 192V191H51ZM59 192H62V191H59ZM58 192V193H59ZM240 192V191H239ZM64 193H66V192H64ZM183 193V192H182ZM55 194H57V193H54V195ZM62 194V193H61ZM75 194V193H74ZM79 194V193H78ZM184 194V193H183ZM255 194V195H256ZM42 195V194H41ZM53 195V194H52ZM51 195V196H52ZM60 194H57L56 195V197L57 196H59ZM104 195H106V198H107V200L109 199V200H111V202L108 200V202H107V204H106V201H104V198H103V196ZM182 195V194H181ZM231 195V194H230ZM43 196H44V194H43ZM74 196H76V194L74 195ZM78 196H80V195H78ZM109 198H108V197ZM125 196V195H124ZM133 197V194L131 193V191L130 192H128V196H126V197ZM229 196V195H228ZM77 197V196H76ZM76 197H74V198H76ZM84 197V196H83ZM83 197H82V199H83ZM99 197V196H98ZM231 197V196H230ZM229 197V198H230ZM36 198V197H35ZM38 198H40V197H38ZM42 198V197H41ZM45 198V197H44ZM53 198H55V196H53ZM78 198H81V197H78ZM87 198V197H86ZM85 198V199H86ZM100 198V197H99ZM105 198V199H106ZM134 198V197H133ZM132 198V199H133ZM166 198V197H165ZM163 196L162 197H160V198H158V202L156 201V203H151V204H149V203H147V202H143V206H141L142 208H145L146 209V214H144V213H138L137 214V218L135 217L134 219H137V222H138V225L139 226H141L140 228L143 230L142 231V236L143 237H146L147 236V228L148 227H150V230H153L154 232L155 231H157V229L158 228H161L163 225L165 226L166 224H169V223H172L173 221H178V219H176L175 217H174V213L177 211V208L175 209V210H171V209H169L167 212H163V210H161L160 209V207H161V204H165L166 205V200L167 199H165ZM228 198V197H227ZM43 199V198H42ZM41 199V200H42ZM62 199H64V197L62 198ZM164 199H165V201H164ZM239 199H241V197L239 198ZM238 199V200H239ZM243 199H244V197H243ZM79 200H81V199H79ZM96 200V199H95ZM237 200V201H238ZM73 201V200H72ZM160 201V202H159ZM162 201H164V202H162ZM245 201V200H244ZM42 202L43 203H46V202H44V201H41V204H42ZM84 202V201H83ZM240 204H241V202L242 201H238ZM33 203H34V201H33ZM37 203V202H36ZM35 203V204H36ZM47 203H49V202H47ZM47 203L45 204V206L47 205ZM55 203H56V201H55ZM58 205L56 204V208L57 209H55V211H59L60 212V210H58L60 207H61V202L60 201H58ZM75 203V202H74ZM211 203V202H210ZM238 203V205L240 206V204ZM41 204H38V207H40L39 205H41ZM78 203L76 202V204H75V206L77 205ZM79 204H80V202H79ZM81 204H82V201H81ZM86 204V203H85ZM87 204H89V203H87ZM101 204V203H100ZM251 204V203H250ZM33 205V204H32ZM60 205V206H59ZM83 205V204H82ZM93 205V204H92ZM91 205V206H92ZM214 206V204H211V206ZM45 206H44V208H45ZM58 206V207H57ZM78 206H80L81 207V205H78ZM205 206H207V205H205ZM209 206V205H208ZM212 206V207H213ZM36 207H37V205H36ZM37 207V208H38ZM42 207H43V204H42V206L39 208L40 209V211L42 212ZM50 207H53L52 205H50ZM74 206H72V208H73ZM80 207H78V208H80ZM96 207V206H95ZM156 207V208H155ZM169 207H171V205L169 206ZM215 207V206H214ZM32 208V207H31ZM43 208V209H44ZM86 208V207H85ZM92 208V207H91ZM141 208V209H142ZM206 208V207H205ZM32 209H34V208H32ZM39 209H36V213H38L39 212ZM48 209H50L49 207H48ZM63 209V208H62ZM76 209V208H75ZM81 209V208H80ZM82 209H84L83 207H82ZM93 209H94V207H93ZM202 209V208H201ZM35 210V209H34ZM37 210H38V212H37ZM46 210V209H45ZM53 210H54V208H53ZM67 210V209H66ZM66 210H65V212H66ZM70 211L69 212H71L72 211V209L70 208L69 209ZM74 210V209H73ZM78 210V214H80V211L81 210H79V209H77ZM88 210V209H87ZM204 210V209H203ZM211 210H212V208H211ZM236 210H237V207H236ZM242 210H243V208H242ZM261 210H262V208H261ZM32 211V210H31ZM55 211H53V212H55ZM63 211H64V209H63ZM68 211V210H67ZM84 211V210H83ZM82 211V212H83ZM137 211V210H136ZM138 211H140V209L138 210ZM213 211V210H212ZM234 211H235V209H234ZM239 211V210H238ZM240 211H241V208H240ZM43 212H44V210H43ZM48 212H51L52 213V211L50 210V211H48ZM56 212V213H57ZM58 212V213H59ZM75 212V210L73 211V214H75L74 213ZM86 212H90V210L89 211H86ZM199 212V211H198ZM218 212V211H217ZM232 212L233 211H231L230 213L232 214ZM47 213V212H46ZM90 213H92V212H90ZM200 213V212H199ZM198 213V214H199ZM236 213H239V212H237L236 211ZM236 213H235V215H236ZM40 214V213H39ZM61 214H62V212H61ZM97 214H98V212H97ZM96 214V215H97ZM105 214H102V215H105ZM119 214V213H118ZM118 214H116V215H118ZM228 214H229V212H228ZM230 214V216H228V217H231L232 215H234V214H232L231 215ZM258 214H260V213H258ZM34 215V214H33ZM46 215V214H45ZM55 215H57V214H55ZM68 215H69V213H68ZM81 215V214H80ZM86 215V214H85ZM116 215H114V216H116ZM136 215V212H135V214H134V216ZM200 215V214H199ZM245 215V216H244ZM31 216V215H30ZM42 216H44V214L42 215ZM47 216V215H46ZM48 216H50V215H48ZM47 216V217H48ZM53 216V215H52ZM52 216H50V218H52ZM90 217H91V215H89ZM101 216V215H100ZM119 216V215H118ZM118 216H117V220L119 219L118 218ZM54 217V216H53ZM71 217H72V215H71ZM73 217H74V215H73ZM75 217H77V216H75ZM74 217V218H75ZM90 217H89V219H90ZM102 217V216H101ZM110 217H109V220L108 221H110ZM233 217V216H232ZM231 217V218H232ZM242 217V218H241ZM259 217V216H258ZM262 217L264 218V215H262ZM29 218V217H28ZM45 218V217H44ZM85 218V217H84ZM87 218H88V216H87ZM96 218V217H95ZM104 217H102V219H103ZM106 218V217H105ZM115 218V220H116V217H114ZM114 218H112L113 220H114ZM234 218H232L233 219V221H235L234 220ZM235 218V219H236ZM41 219H43V217L41 218ZM89 219H87V220H89ZM94 219V218H93ZM100 218L98 217L97 218V220H99ZM204 221H203V220ZM227 219V218H226ZM26 220V219H25ZM31 220V219H30ZM40 220V219H39ZM47 220H48V218H47ZM82 219H80V221H81ZM115 220L113 221V222H111V223H114L115 222ZM193 220V219H192ZM27 221V220H26ZM38 220L36 219V223H38L37 222ZM44 221V220H43ZM46 221V220H45ZM105 221V220H104ZM103 221V223H105V225L107 224L106 222H107V219H106V221L104 222ZM42 222V221H41ZM69 222H72V221H69ZM75 222V221H74ZM85 222V221H84ZM95 222V221H94ZM98 222V221H97ZM117 222V221H116ZM136 222V223H137ZM149 222H154V223H149ZM26 223V222H25ZM32 223V222H31ZM35 223V225L37 226V224ZM52 223V222H51ZM79 223V222H78ZM92 223V222H91ZM110 223V222H109ZM227 223V222H226ZM257 223H258V221L256 222V225H257ZM29 224V223H28ZM28 224H27V226H28ZM47 224V223H46ZM50 224V223H49ZM86 224H88V223H86ZM95 224V223H94ZM154 224V225H153ZM30 225V224H29ZM39 225V224H38ZM45 225V224H44ZM74 225V224H73ZM82 225H84V224H82ZM81 225V226H82ZM113 225V224H112ZM115 225V224H114ZM153 225V226H152ZM219 225V226H218ZM78 225L76 224V226L75 227H77ZM90 226V225H89ZM240 226V227H241ZM1 227V226H0ZM29 227V226H28ZM196 227V228H197ZM2 228H4V227H2ZM18 228V227H17ZM45 228V227H44ZM70 228V227H69ZM78 228V227H77ZM82 228V227H81ZM85 228H86V226H85ZM85 228H83V229H85ZM112 228H113V226H112ZM114 228H117V227H115L114 226ZM170 228V227H169ZM226 228V227H225ZM20 229V228H19ZM32 229V228H31ZM43 229V228H42ZM71 229V228H70ZM90 229L91 228H89V230H88V226H87V229H86V232H85V234H86V239H89L88 238V235L87 234H89V231H90ZM94 229V228H93ZM92 229V230H93ZM171 229V228H170ZM226 229H228V228H226ZM3 230V229H2ZM21 230V229H20ZM29 230H30V228H29ZM44 230V229H43ZM60 230V229H59ZM72 230V229H71ZM88 230V231H87ZM166 230V229H165ZM172 230V229H171ZM185 230H187V229H185ZM236 230V229H235ZM45 231V230H44ZM57 231H58V229H57ZM75 231V230H74ZM77 231V230H76ZM83 231V233H84V231L85 230H82ZM115 231V230H114ZM141 231V230H140ZM184 230H181L180 231V229H179V234H180V237H182L181 239H183L184 240V238H183V234H182V232H183ZM194 231H195V229H194ZM27 232V231H26ZM59 232V231H58ZM57 232V233H58ZM79 232V231H78ZM81 232V231H80ZM93 232V231H92ZM139 232V231H138ZM185 232H187V233H192L191 232V230L189 229L188 231H185ZM13 233V232H12ZM67 233V232H66ZM71 232H69V234H70ZM187 233H185V234H187ZM18 234V233H17ZM21 234V233H20ZM25 234V233H24ZM59 234V233H58ZM73 234V233H72ZM81 234V233H80ZM84 234V235H85ZM178 234V233H177ZM182 234V235H181ZM212 234V233H211ZM14 235H15V233H14ZM27 235V234H26ZM50 235V234H49ZM56 235V234H55ZM54 235V236H55ZM60 235V234H59ZM74 235V234H73ZM90 235H92V234H90ZM89 235V236H90ZM20 236V235H19ZM32 236H33V234H32ZM51 236H53V235H51ZM65 236H66V234H65ZM93 236V235H92ZM244 236V235H243ZM71 237V236H70ZM76 237V236H75ZM78 237H80V236H78ZM84 237V236H83ZM177 237H179V236H177ZM246 237V238H247ZM18 238V237H17ZM26 238V237H25ZM55 238V237H54ZM92 238V237H91ZM101 238V237H100ZM226 238V237H225ZM57 239H59V238H57ZM66 239H68V238H66ZM69 239H71V238H69ZM75 239H77V238H75ZM84 239H85V237H84ZM93 239V238H92ZM92 239H90V241L92 240ZM227 239V238H226ZM31 240H32V238H31ZM46 240V239H45ZM79 240L80 241H84V240H82V237H80L79 238ZM97 241H98V239H96ZM95 239H94V241H96ZM182 240V241H183ZM247 240V239H246ZM36 241V240H35ZM56 241V240H55ZM68 241V240H67ZM70 241V240H69ZM76 241H78V240H76ZM76 241H74V242H76ZM93 241V240H92ZM144 241V240H143ZM39 242V241H38ZM52 242H54V241H52ZM65 242V241H64ZM35 243H37V242H35ZM54 243H56V242H54ZM61 243V242H60ZM59 243V244H60ZM71 243H72V241H71ZM143 243H145V242H143ZM142 243V244H143ZM183 243V242H182ZM29 244H31V243H29ZM96 245H97V242L95 243ZM170 244V243H169ZM172 244V243H171ZM40 245H41V243H40ZM48 245V244H47ZM21 246V245H20ZM30 246V245H29ZM32 246V245H31ZM66 246V245H65ZM75 246V245H74ZM77 246V245H76ZM90 246V245H89ZM41 248H42V246H40ZM45 247H46V245H45ZM69 247H71V246H69ZM73 247V246H72ZM93 247H95V246H93ZM25 248V247H24ZM31 248V247H30ZM56 248V247H55ZM248 248V247H247ZM32 249H34V248H32ZM45 248H43L42 250H44ZM52 249V248H51ZM51 249H50V251H51ZM93 249V248H92ZM97 250H98V248H96ZM37 250V249H36ZM164 250V249H163ZM202 250L204 251L205 249L204 248H202ZM39 251H41V250H39ZM45 251V250H44ZM43 251V252H44ZM48 251V250H47ZM53 251V250H52ZM64 251V250H63ZM68 251V250H67ZM75 251V250H74ZM81 256H82V259L81 260H83L81 263H79V264H86V262L89 260L90 262H94V260H91V258L92 257H90V255L93 253L92 251H94V250H89V248L87 249V246H86V241H85V244H84V246H83V248L81 249ZM165 251L166 252H169V253H171V250H169V248H166L165 249ZM34 252V251H33ZM43 252H41V259H43L42 258V256H43ZM94 252H96V251H94ZM165 252V253H166ZM196 252H197V250H195V251H193L192 253H190L189 255H188V253H186V255H185V257H182V258H191L192 259V261H193V263L194 264H204V261H205V259L204 260H201V259H199V258H195V254H196ZM220 252V251H219ZM61 253V252H60ZM69 253V252H68ZM73 253H75V252H73ZM89 253H90V255H89ZM40 254V253H39ZM44 254H45V252H44ZM67 254V253H66ZM180 254V253H179ZM204 254H206L207 255V258H206V261L207 260H210L211 261V257L212 256H210L211 254H210V251H206V253H204ZM224 254V253H223ZM46 255H48V254H46ZM45 255V256H46ZM59 255V254H58ZM65 255V254H64ZM70 255V254H69ZM78 255V254H77ZM177 256H178V254H176ZM213 255V254H212ZM257 255V254H256ZM259 255V254H258ZM38 256V255H37ZM88 256L90 257V259H88ZM176 256V257H177ZM59 257H60V255H59ZM59 257H58V259H59ZM76 257V256H75ZM204 257H206V256H204ZM256 257H258V256H256ZM35 258V257H34ZM33 258V259H34ZM63 260L64 259H66L67 260V257L66 258H63V257H61ZM68 258H70V257H68ZM78 258H80V255H79V257ZM120 258V257H119ZM169 258H171L172 260H173V256H171V254H170V257ZM175 258V257H174ZM189 258V259H190ZM16 259V258H15ZM23 259V258H22ZM32 259V258H31ZM40 260V261H37V260ZM35 260H34V264H35V262L37 261V262H39L38 264H41L40 262H41V259L40 258H36ZM44 259H45V257H44ZM56 259H57V257H56ZM62 259H60L61 261L60 262H62L61 264H64V262H63V260ZM77 259V258H76ZM88 259V260H87ZM178 259V258H177ZM180 259V258H179ZM18 260V259H17ZM46 260H47V258H46ZM69 260H71V259H69ZM171 260V261H172ZM214 260V259H213ZM212 260V261H213ZM21 261V260H20ZM23 261V260H22ZM24 261H25V259H24ZM52 261V260H51ZM54 261V260H53ZM52 261V262H53ZM65 261V260H64ZM78 261V260H77ZM76 261V262H77ZM103 261H105V260H103ZM154 261V260H153ZM19 262V261H18ZM43 262V261H42ZM49 262V261H48ZM55 262H59V260L58 261H55ZM59 262V263H60ZM92 262V263H93ZM98 262V261H97ZM97 262H95L96 264H100V263H97ZM247 263L246 264H264V258H263V256H260V257H258V259L257 260H253V259H251L250 258V260H248V261H246ZM17 263V262H16ZM47 263V262H46ZM51 263V262H50ZM66 263V262H65ZM71 263V262H70ZM92 263H90V264H92ZM148 263V262H147ZM170 263V262H169ZM211 263V262H210ZM21 264H23V263H21ZM24 264H25V262H24ZM57 264V263H56ZM74 264V263H73ZM207 264V263H206ZM209 264V263H208ZM213 264V263H212Z\"/></svg>",
	"mask_w": 264,
	"mask_h": 264
}]
</instances>
